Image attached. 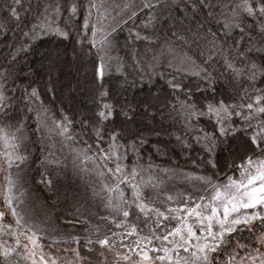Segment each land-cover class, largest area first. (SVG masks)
I'll return each instance as SVG.
<instances>
[{
  "label": "snow or ice",
  "instance_id": "snow-or-ice-1",
  "mask_svg": "<svg viewBox=\"0 0 264 264\" xmlns=\"http://www.w3.org/2000/svg\"><path fill=\"white\" fill-rule=\"evenodd\" d=\"M0 264H264V0H0Z\"/></svg>",
  "mask_w": 264,
  "mask_h": 264
},
{
  "label": "rangeland",
  "instance_id": "rangeland-1",
  "mask_svg": "<svg viewBox=\"0 0 264 264\" xmlns=\"http://www.w3.org/2000/svg\"><path fill=\"white\" fill-rule=\"evenodd\" d=\"M128 2H129V0H104V3L109 4V5H121L122 6L124 3H128ZM136 2H137V0H136ZM117 11H119V9H117ZM127 35H128V28L127 27H123L122 29H120V30L117 31V33L115 34V39H116V45L117 46H116V50L112 53L113 56H120V57H122L121 56V52H122V50H121L122 48L121 47H123L122 42L127 37ZM143 50H144L143 44L137 45V51H138V54L140 56L143 55ZM34 125H35L34 119L28 121V127H29V129L33 128ZM39 155H40L39 152H34L33 159H35ZM38 167H39L38 164L32 165V169H31V174L32 175H35L36 168H38ZM169 187L172 190H174V191L175 190H183L184 184L181 183V182H178V181H169ZM45 243H47V242L45 241ZM47 250H48V248L46 247L45 248V251H47Z\"/></svg>",
  "mask_w": 264,
  "mask_h": 264
},
{
  "label": "trees",
  "instance_id": "trees-1",
  "mask_svg": "<svg viewBox=\"0 0 264 264\" xmlns=\"http://www.w3.org/2000/svg\"><path fill=\"white\" fill-rule=\"evenodd\" d=\"M137 2L139 3V0H137ZM179 10H177V12H178ZM209 27H212V29H213V31H215L216 30V25H215V23L214 22H212V23H210L209 24ZM124 33V32H123ZM123 36V35H122ZM121 36V37H122ZM126 39V38H125ZM125 39L123 40V42H122V44H123V47H121L122 49V52H121V56L126 60V61H128L129 60V57H130V55H131V49L129 48V47H127L126 46V44H125ZM137 47V46H136ZM180 163L181 164H185L186 162L185 161H183V160H180ZM192 170V168H191V166H189V171H191ZM242 235H244V236H246L247 235V233H244V234H242Z\"/></svg>",
  "mask_w": 264,
  "mask_h": 264
}]
</instances>
